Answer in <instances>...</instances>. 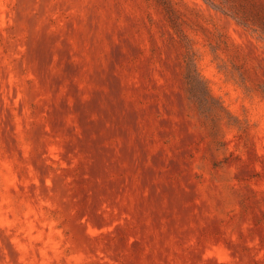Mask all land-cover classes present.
I'll list each match as a JSON object with an SVG mask.
<instances>
[{
	"label": "rangeland",
	"instance_id": "obj_1",
	"mask_svg": "<svg viewBox=\"0 0 264 264\" xmlns=\"http://www.w3.org/2000/svg\"><path fill=\"white\" fill-rule=\"evenodd\" d=\"M0 264H264V0H0Z\"/></svg>",
	"mask_w": 264,
	"mask_h": 264
}]
</instances>
